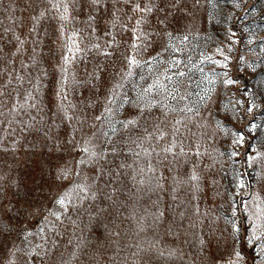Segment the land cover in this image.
I'll return each mask as SVG.
<instances>
[{"label": "snow or ice", "instance_id": "1", "mask_svg": "<svg viewBox=\"0 0 264 264\" xmlns=\"http://www.w3.org/2000/svg\"><path fill=\"white\" fill-rule=\"evenodd\" d=\"M17 9L0 264H264V0Z\"/></svg>", "mask_w": 264, "mask_h": 264}, {"label": "rangeland", "instance_id": "2", "mask_svg": "<svg viewBox=\"0 0 264 264\" xmlns=\"http://www.w3.org/2000/svg\"><path fill=\"white\" fill-rule=\"evenodd\" d=\"M7 3H8V0H5V5H7ZM16 4L18 5V9H17L15 15L18 17L23 16L26 18L28 16V12L23 11V9L25 7V0H16ZM256 6H257V8L261 7L260 4H257ZM0 18H3L2 14H0Z\"/></svg>", "mask_w": 264, "mask_h": 264}]
</instances>
